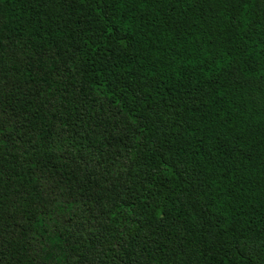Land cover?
Masks as SVG:
<instances>
[{"label": "trees", "instance_id": "trees-1", "mask_svg": "<svg viewBox=\"0 0 264 264\" xmlns=\"http://www.w3.org/2000/svg\"><path fill=\"white\" fill-rule=\"evenodd\" d=\"M0 264H264V0H0Z\"/></svg>", "mask_w": 264, "mask_h": 264}, {"label": "rangeland", "instance_id": "rangeland-1", "mask_svg": "<svg viewBox=\"0 0 264 264\" xmlns=\"http://www.w3.org/2000/svg\"><path fill=\"white\" fill-rule=\"evenodd\" d=\"M162 118L168 120L169 117H172L174 114L180 113V107L176 104H170L165 108L160 109ZM223 234L230 240L231 243H234L237 247L236 252L233 254L234 259H238L239 253L249 256L253 261H258L261 259V248L255 246L247 237H241L237 234H230L223 230Z\"/></svg>", "mask_w": 264, "mask_h": 264}]
</instances>
